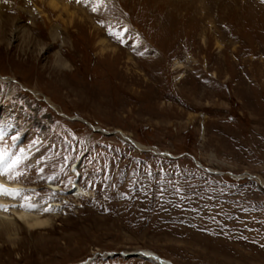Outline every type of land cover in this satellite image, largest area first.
I'll return each mask as SVG.
<instances>
[{"label": "rangeland", "instance_id": "rangeland-1", "mask_svg": "<svg viewBox=\"0 0 264 264\" xmlns=\"http://www.w3.org/2000/svg\"><path fill=\"white\" fill-rule=\"evenodd\" d=\"M57 1L0 0V264H264V0Z\"/></svg>", "mask_w": 264, "mask_h": 264}, {"label": "bare ground", "instance_id": "bare-ground-1", "mask_svg": "<svg viewBox=\"0 0 264 264\" xmlns=\"http://www.w3.org/2000/svg\"><path fill=\"white\" fill-rule=\"evenodd\" d=\"M41 1H44V0H41ZM48 6L54 11H60V9H61V4L57 0H48ZM31 13L34 14V12H31ZM22 33H25V30H22ZM52 36L55 40L57 39V37L59 36L58 29L54 28V30L52 32ZM101 43H102L101 45L104 46L101 49V54H102L106 51L107 47L105 46L104 41H101ZM177 64L179 65V68L182 67V64L180 62ZM56 66L59 69H67V68L71 67L68 64L64 63V61H62L61 59L57 60ZM183 77H184L183 75H180L179 79H183ZM0 185H3V187L5 189L11 190V191H17V190L22 189V187L19 184L10 183L6 179H4L1 175H0ZM51 189L57 190L55 188H51ZM74 191L81 192L82 194H87L85 191L80 189L79 186H77L76 189L73 190L72 192H74ZM0 205L9 206L10 201L7 198L0 197ZM13 206L16 207V203H13ZM12 211H13V215H14L13 217L11 215H8V214L0 211V223L1 224H3V225L8 224V223H11L14 220L18 219V220L22 221L29 229H36V228L40 229V227H43L49 223L48 219H42L41 217H39V214H33V213H29V212L18 211L15 208H12ZM121 255H123L122 257H124V258H129V257H134V256H146V257H149L153 260L160 262L161 264H174L173 262H171L169 260L161 258L160 256H158L157 254H155L154 252H152L150 250L135 251L134 253L124 252ZM111 256H116V254L110 255V257Z\"/></svg>", "mask_w": 264, "mask_h": 264}, {"label": "snow or ice", "instance_id": "snow-or-ice-1", "mask_svg": "<svg viewBox=\"0 0 264 264\" xmlns=\"http://www.w3.org/2000/svg\"><path fill=\"white\" fill-rule=\"evenodd\" d=\"M2 138V137H0ZM23 154L20 156H14L11 162L9 163L7 169H0V175H7L11 178L12 170L17 168L22 162ZM5 156L4 150H0V166L4 164ZM0 195L16 196L18 193L12 192L11 190L5 189L3 185H0Z\"/></svg>", "mask_w": 264, "mask_h": 264}]
</instances>
